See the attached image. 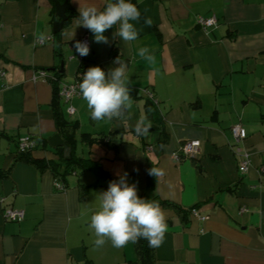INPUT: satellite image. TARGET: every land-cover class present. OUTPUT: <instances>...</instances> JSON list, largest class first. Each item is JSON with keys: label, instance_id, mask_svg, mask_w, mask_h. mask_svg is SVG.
Segmentation results:
<instances>
[{"label": "crops", "instance_id": "0c3cea01", "mask_svg": "<svg viewBox=\"0 0 264 264\" xmlns=\"http://www.w3.org/2000/svg\"><path fill=\"white\" fill-rule=\"evenodd\" d=\"M66 2L79 13L77 0ZM94 2L103 7L104 0ZM136 5L142 14L133 22L139 38L125 42L114 36L117 25L106 30L104 44L94 42L75 16L53 33L54 0H0V172H8L0 177V264H131L132 243L115 248L109 241L97 248L89 228L98 194L124 173L144 199L157 197L198 212L184 215L161 205L168 231L163 244L153 247L154 264H264V0ZM211 15L216 25L201 28L197 17ZM144 17L152 19V27L144 25ZM48 36L51 40L35 43ZM82 36L90 52L80 64L74 45ZM141 47L149 48L154 63L138 55ZM117 60L126 65L132 98L123 117L95 121L81 96L68 102L58 96L63 116L77 123L75 155L101 170L71 173L60 189L56 183L62 182L49 169L15 160L23 135L39 142L30 151L33 158L57 159L58 146L64 156L70 151L54 121L52 84L34 78L38 69L60 72V85L74 81L79 68L84 74L99 66L107 73L119 66ZM142 117L151 124L147 134L136 132ZM234 123L247 134L240 143L250 158L245 172L231 149ZM156 124L164 127L165 141ZM82 133L106 141L88 145ZM188 139L200 140L198 152L174 160L172 153ZM152 167L160 174L150 177ZM79 184L90 186L83 197ZM5 208L24 216L6 219Z\"/></svg>", "mask_w": 264, "mask_h": 264}, {"label": "clouds", "instance_id": "9594fccd", "mask_svg": "<svg viewBox=\"0 0 264 264\" xmlns=\"http://www.w3.org/2000/svg\"><path fill=\"white\" fill-rule=\"evenodd\" d=\"M79 16L78 26H83L93 33L94 42L109 43L105 36L106 30L116 28L114 36H119L125 42L139 38V30L133 22L141 20L138 6L131 0H104L103 7L97 6L94 0H77ZM144 25L152 27L150 17H144ZM74 48L81 57L89 55L90 47L87 41H76ZM138 55L149 64L155 62L149 48L141 47ZM119 66L107 73L99 66L89 67L83 74L79 84L81 98L86 102L90 116L95 121L121 118L132 106L129 88V77L126 75V65L120 60ZM142 117L136 125L138 134H147L151 124ZM151 175H158L159 170L151 168ZM99 208L90 217L89 228L93 232V241L97 248L107 242L115 248H122L140 239L147 240L150 247H159L165 240L168 231L166 216L155 200L138 196L137 186L129 184L127 173L119 180L109 182L108 189L98 194Z\"/></svg>", "mask_w": 264, "mask_h": 264}, {"label": "trees", "instance_id": "16d2710c", "mask_svg": "<svg viewBox=\"0 0 264 264\" xmlns=\"http://www.w3.org/2000/svg\"><path fill=\"white\" fill-rule=\"evenodd\" d=\"M136 1L137 0H131V2L134 4H136ZM67 11L72 12V14H74V15L70 14L71 15L70 17L75 16L76 18H78L79 13H76L74 10H72V8L68 4L66 8V12ZM70 17L64 22V24L68 22ZM59 32H57L56 35L59 34ZM78 71L83 72V69L79 68L76 72V75ZM52 75L54 76V80H51L50 83L52 84L53 87V96H52L51 105L54 113V121L60 135L70 147L69 154L64 156L63 148L61 146H58L56 150V154L58 156L57 159H36L30 155L31 150H28L25 152L16 151L15 160H22L24 162L34 165L35 167L41 170L46 168L49 169L52 172L55 179L62 182L63 187H65L64 181L66 180V177L71 173H81L85 170H88L91 167H95L96 170H101V168L97 162H94L89 158L79 157L75 155V143H76L75 129L77 127V123L76 121L68 120L63 116L58 98L59 79L61 77V73L56 71L55 74ZM147 102L148 105L151 104L149 101ZM151 112L153 113L154 111ZM155 127L159 130L160 140L165 141L167 139V134L162 124H156ZM80 138L88 145L92 143H105L106 141L103 135L91 136L89 133H82L80 135ZM7 174L8 172H0V177H6ZM149 176L151 177L152 175L149 173ZM98 184L99 183H93L91 186H97ZM89 187H90L89 185L79 184L80 197H83L87 194ZM138 196L144 198V195L142 194ZM150 200H155L159 202L160 206L167 205L173 207L180 214L186 215L188 214V212H190V210L188 211L183 210L175 203L167 200H162L157 197H153ZM132 244L135 250V258L131 261V264L155 263L154 248L149 246L147 240L140 239L138 242ZM84 264H92V263L89 260H86Z\"/></svg>", "mask_w": 264, "mask_h": 264}, {"label": "built area", "instance_id": "2783aa9c", "mask_svg": "<svg viewBox=\"0 0 264 264\" xmlns=\"http://www.w3.org/2000/svg\"><path fill=\"white\" fill-rule=\"evenodd\" d=\"M217 19L214 15L208 16V17H202L199 16L197 17V23L200 25L201 28L207 29L208 27L216 25ZM51 40V37H45V38H40L37 37L35 38V43L41 44L45 41ZM80 41H87L89 47H90V41L87 38V36H82L80 37ZM77 60L82 63L84 57H81L78 53L76 55ZM0 74H2V70L0 69ZM83 72L78 71L77 75L75 76L74 81L70 83H63L59 85L58 88V95L64 99L65 102H68L72 97L74 96H81L80 94V89H79V84L82 82L81 77H82ZM43 78L47 79L48 81L51 82V80H54V76L47 75V71L45 69H38L34 75V78ZM149 97L153 99L152 94H149ZM154 102H156L155 99H153ZM68 112L72 114L74 112V109L69 106L67 108ZM230 132H231V149L233 154L238 158V163L237 167L240 172H245L247 168L249 167L250 164V158L249 154L246 151H243V148L240 146V143L246 138L247 134L245 131V128L240 124V123H234L230 127ZM38 140L31 136V135H23L20 136L17 139L16 142V151L17 152H25L28 150L33 149L37 144ZM200 146V140L199 139H188L185 140L182 145L179 147V149L175 152L172 153V157L174 160L178 161L182 158L185 157H192L196 155L198 152ZM56 186L60 189H63L62 183H56ZM2 198H0V201ZM190 214L192 216L198 217V212L197 209L190 208ZM3 216L6 219H11V220H21L24 216V213L20 209H13V208H5L3 210Z\"/></svg>", "mask_w": 264, "mask_h": 264}, {"label": "water", "instance_id": "95a60500", "mask_svg": "<svg viewBox=\"0 0 264 264\" xmlns=\"http://www.w3.org/2000/svg\"><path fill=\"white\" fill-rule=\"evenodd\" d=\"M55 4V19L53 22V33L60 31L63 27V23L71 16L66 14L67 2L66 0L60 2L59 0H54Z\"/></svg>", "mask_w": 264, "mask_h": 264}]
</instances>
